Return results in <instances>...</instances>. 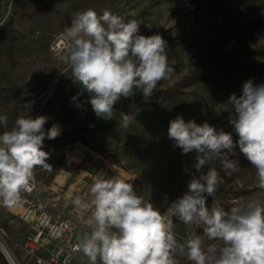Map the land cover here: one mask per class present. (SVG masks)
<instances>
[{
  "label": "rangeland",
  "instance_id": "rangeland-1",
  "mask_svg": "<svg viewBox=\"0 0 264 264\" xmlns=\"http://www.w3.org/2000/svg\"><path fill=\"white\" fill-rule=\"evenodd\" d=\"M88 8L137 19L142 35L160 34L174 69L151 97L140 92L122 97L111 119L97 117L87 102L88 94L64 62L67 52L50 49L75 14ZM247 80L264 84V0H0V115L8 117L0 132L20 115L48 117L45 131L54 124L60 127L57 138L44 141L53 170H35L38 193L84 221L88 231L91 213L73 200H90V186L101 173L133 183L137 194L162 212L181 196L199 173L193 167L195 154L183 155L173 147L169 122L177 115L186 122L207 121L238 139L227 101L233 93L241 95ZM124 115L129 117L127 127ZM236 151L237 171L215 165L220 182L208 198L210 207L217 203L228 211L250 202L264 206L256 169ZM174 223L180 243L199 235L205 251L223 246L210 240L198 223ZM28 235L27 222L0 202V238L18 264H37L27 252ZM175 259L192 264L179 249ZM0 264H10L1 251ZM76 264H88V258L82 254Z\"/></svg>",
  "mask_w": 264,
  "mask_h": 264
},
{
  "label": "clouds",
  "instance_id": "clouds-1",
  "mask_svg": "<svg viewBox=\"0 0 264 264\" xmlns=\"http://www.w3.org/2000/svg\"><path fill=\"white\" fill-rule=\"evenodd\" d=\"M140 25L137 19L126 20L108 9L97 13L88 8L77 12L66 28L70 47L64 62L71 66L74 82L88 94L97 117L111 119L122 97L136 92L151 97L174 71L167 42L160 34H140ZM227 103L234 114L236 140L232 132L217 130L207 121L186 122L177 115L169 122L167 135L173 147L183 155L195 154L193 167L199 175L192 176L187 190L163 212L138 195L133 183L102 173L94 177L90 200H73L91 213L90 230L77 244L88 264H177L178 249L192 264H264V206L250 202L225 211L217 203L211 207L207 203L220 182L215 165L237 171V148L256 169L257 186L264 190V84L245 81L241 95L231 94ZM47 120L42 115H20L10 129L0 132V202L6 208L17 206L22 193L32 191L37 168L53 170L44 141L57 138L61 130L54 124L45 131ZM122 120L127 127L128 115ZM7 124V115H0V126ZM174 221L200 224L210 240L223 246L205 251L199 235L178 242Z\"/></svg>",
  "mask_w": 264,
  "mask_h": 264
},
{
  "label": "built area",
  "instance_id": "built-area-1",
  "mask_svg": "<svg viewBox=\"0 0 264 264\" xmlns=\"http://www.w3.org/2000/svg\"><path fill=\"white\" fill-rule=\"evenodd\" d=\"M66 33L57 34L50 44L55 53L67 52ZM31 192H23L19 204L11 210L29 225L27 252L37 264H76L83 254L78 242L89 232L87 224L73 214L42 198L34 173Z\"/></svg>",
  "mask_w": 264,
  "mask_h": 264
},
{
  "label": "bare ground",
  "instance_id": "bare-ground-1",
  "mask_svg": "<svg viewBox=\"0 0 264 264\" xmlns=\"http://www.w3.org/2000/svg\"><path fill=\"white\" fill-rule=\"evenodd\" d=\"M0 251L3 253V255L10 264H18V262L15 260L14 256L9 251V249L5 246L1 238H0Z\"/></svg>",
  "mask_w": 264,
  "mask_h": 264
}]
</instances>
